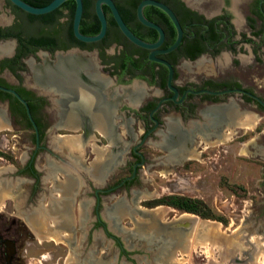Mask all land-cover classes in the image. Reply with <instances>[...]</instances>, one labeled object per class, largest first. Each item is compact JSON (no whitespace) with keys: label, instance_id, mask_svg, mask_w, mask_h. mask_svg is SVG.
Here are the masks:
<instances>
[{"label":"flooded vegetation","instance_id":"1","mask_svg":"<svg viewBox=\"0 0 264 264\" xmlns=\"http://www.w3.org/2000/svg\"><path fill=\"white\" fill-rule=\"evenodd\" d=\"M90 1L94 2V8L85 9L83 0L84 13L80 30L83 34L95 35L88 33H99L101 23L95 10L97 0ZM142 1L121 11L117 0H114L133 34L143 42L156 44L160 40V32L145 25L138 17L137 9ZM156 1L171 8L180 23L182 38L174 49L170 50L178 40L179 30L167 13L154 5H147L143 13L164 32L163 42L155 48L142 47L127 38L117 25L110 8L105 5L107 33L101 40L92 43L76 38L73 31L74 15L71 18L67 8H63L60 16L48 23L40 22L39 19L32 23L30 14L13 5L10 0H6L2 8L16 20L10 25L0 24V41L8 42L10 46L9 52L1 54L3 58L0 57V86L17 91L27 101L36 125L31 121L27 107L15 95L0 90V123L11 127L25 126L33 131L31 140L35 148L29 164L20 173L32 177L37 182L36 186L42 184L46 171L41 172L36 167L38 156L44 153L55 158L57 156L48 145L50 134L68 130L69 133L59 134L57 138L54 135V140L80 137L84 145L90 140H96L97 133L102 136L103 139L97 138V141L99 144L106 141V152L101 151L104 156L96 168L98 176L101 179L107 177L116 166L128 165L132 169L130 175L117 184L96 190L95 196V226L101 227L104 235L120 246V254L125 253L124 245L116 235L109 232L101 210L105 196L118 188L130 189L133 182L137 181L139 171L146 163L142 147L152 140L163 142L167 150H171L179 135H183L181 141L185 148L190 149L192 143L200 139L203 129L207 133L208 142L227 141L230 138L226 139L221 134L228 133V127L234 128L233 136L238 129L236 126L241 124L247 127V124L255 123L252 129L256 130L259 111L264 110V103L257 100L258 97L264 102L261 91L247 83L249 80H259V64L264 63V0H211V8L204 6V0ZM25 20H29L37 32H26L28 25ZM32 37L37 41L30 43ZM153 51H158L156 59L150 57ZM79 60V67L72 70L69 78L71 83L74 81L79 84L92 96L93 100H90L91 104L87 107L79 102L72 103L75 99L73 92L58 80L61 76L58 70L67 65L70 67ZM55 66L56 72L47 69ZM170 66L173 69L171 85L178 92L177 98L169 86ZM249 68L257 70V73L250 72ZM184 69L189 70L191 75L187 76ZM7 73L14 80H8ZM50 73L54 79L49 77L38 82L39 77H46ZM95 75L102 77L105 84L98 81ZM55 76L59 77L55 79ZM197 111L202 112V117L207 120L205 125L198 124L195 117ZM229 112L234 113V116L231 117ZM238 113H249L256 121H243ZM71 114L74 118L72 122L68 119ZM100 116L104 117L107 132L96 124ZM123 122H126V127H121ZM138 122H141L143 128L138 143L122 155L120 152L125 151L124 145L136 137L134 125ZM174 126H177L178 132H174ZM121 128H127L128 138L121 132ZM172 154L170 151V156ZM131 157L134 158L133 163L129 160ZM180 159L175 161L171 157L169 162L177 165L181 163L177 162ZM47 166V172L54 173L56 169L51 162ZM63 192L66 195L69 193ZM55 203L51 209L59 204L61 206L63 202L60 200ZM62 209L58 207L61 223L68 224L65 219L71 220V208H67L68 216ZM172 223L166 224L171 228L167 229L168 233L177 235L181 227L175 228L179 223ZM192 223L182 225L191 228ZM115 224L114 220L113 225L117 227ZM167 255L162 261L167 262Z\"/></svg>","mask_w":264,"mask_h":264},{"label":"rangeland","instance_id":"2","mask_svg":"<svg viewBox=\"0 0 264 264\" xmlns=\"http://www.w3.org/2000/svg\"><path fill=\"white\" fill-rule=\"evenodd\" d=\"M204 1V6L211 8V0ZM5 3L6 0H0V24L10 25L16 18L2 10ZM25 23L28 25L26 32H37L29 20ZM263 69L264 63L259 64V80L247 83L264 96ZM183 72L191 75L187 69ZM6 78L14 80L8 73ZM195 117L200 126L206 124L202 112L197 111ZM238 117L243 121H256L249 113H238ZM247 125L236 126L234 136V128L228 127V133L221 135L230 140L220 143L208 142L203 129L201 136L207 141L199 135L198 142L192 143L187 150L190 154L177 161L181 162L177 165L169 162L170 151L163 143L149 140L142 147L146 163L137 181L130 189L118 188L105 196L101 210L109 232L123 243L124 254L119 253L120 246L105 236L101 227L95 226L96 190L117 184L132 171L128 165L116 166L107 177L98 176L96 168L102 163L98 151L106 152V141L99 144L97 138L103 137L97 133L96 140H90L87 145L81 141L82 152L76 154L67 141L80 137L55 141L54 135L57 138L70 131L50 134L48 145L57 156L48 153L38 156L36 167L46 173L42 184L36 186L32 177L20 173L29 164L35 148L31 140L33 131L25 126H0V264H91L95 261L97 264H264V110L259 111L256 130L252 129L255 123ZM134 126L136 137L124 145L122 155L138 143L143 131L141 122ZM121 127H126V122ZM121 132L129 137L127 128H121ZM129 160L134 162L133 157ZM48 162L55 167L54 173L47 172ZM64 176L69 182L72 178L71 185L65 189L60 185L62 188L58 189L60 186L55 179H64ZM62 189L74 192L71 233L62 230L68 224L61 223L58 211L52 214L54 203L64 201ZM118 206H123L120 213L116 211ZM61 209L68 216L66 207L62 205ZM197 218L218 225L209 227L208 231L194 227V236L175 253L167 255V262L162 259L168 253L161 249L166 240L147 242L139 237L140 230L146 227L149 231L155 226L163 229L160 222L183 224ZM114 220L117 227L112 224ZM216 232L222 236L217 238ZM224 237L236 240L231 239L227 244ZM239 246L241 248L235 250Z\"/></svg>","mask_w":264,"mask_h":264},{"label":"water","instance_id":"3","mask_svg":"<svg viewBox=\"0 0 264 264\" xmlns=\"http://www.w3.org/2000/svg\"><path fill=\"white\" fill-rule=\"evenodd\" d=\"M66 1L68 0H52L50 3H48L45 6H34L28 2H26L25 0H10V2L15 5L16 7L22 9L23 11L32 14V15H45L48 13H51L53 11H55L56 9H58L59 7H61ZM76 2V9H75V14H74V19H73V31L74 34L76 36V38L82 42H86V43H92V42H97L99 40H101L107 33V28H108V22H107V18L104 12V8L103 6H108L112 12V15L117 23V25L119 26V28L121 29V31L124 33V35L129 38L131 41H133L134 43L142 46V47H146V48H155L156 46H159L162 42H163V38H164V32L161 29V27H159L158 25L150 22L144 15L143 10L147 5H154L156 7H159L160 9H162L163 11H165L170 18L173 20L174 24L177 26L178 30H179V36H178V40L177 42L174 44V46L171 49H174L175 47L178 46V44L181 41L182 38V29L180 26V23L175 15V13L173 12V10L171 8H169L167 5H165L162 2L156 1V0H143L142 2H140V4L138 5V17L139 19L147 26L153 27L155 29H157L160 34V40L159 42H157L156 44H149L146 42L141 41L140 39H138L133 32L129 29V27L127 26L126 22L124 21L123 17L121 16V13L117 7V5L115 4L114 0H97L95 2V10H96V14L100 20L101 23V28L99 33L95 34V35H87V34H83L80 30V26H81V21H82V17H83V13H84V2L83 0H75ZM0 45H2L0 43ZM158 51H153L151 53V59H156L155 58V54ZM2 55H0L1 57ZM173 78V69L170 66V74H169V86L172 90L175 91V98H177L178 96V92L177 90L171 85V81ZM0 90L3 91H7L12 93L13 95H15L26 107H27V112L28 115L31 119V121L33 122V124L35 125V122L32 118V115L30 113V109L28 106V103L25 99H23L19 93L13 89H9L3 86H0ZM212 94H218V92L215 91H206ZM257 100L261 103L262 102L261 99H259L257 97ZM36 126V125H35ZM37 128V127H36ZM36 131L38 132V130L36 129ZM163 143V142H162ZM171 149V148H170ZM171 151V150H169ZM181 160V159H180ZM179 160V161H180ZM131 177H128L127 179H130ZM70 179V178H69ZM72 179H70V185H71ZM71 193V195L69 194H65L64 192L61 193L62 197L64 198L63 203L59 204V206H57L56 208H54V210L57 212H59L58 207H62V205L64 207H66V210H68L67 208H71V210L73 209L72 205V201L74 199L73 197V189H71L69 191ZM67 196V198H66ZM54 205H56V203H54ZM53 205V206H54ZM60 209V208H59ZM64 209V208H63ZM146 211V210H144ZM149 212V211H148ZM54 214V213H53ZM147 214V213H146ZM125 215V213L123 214ZM121 216V215H120ZM74 216L71 215V220H67L68 221V225L67 227L65 226L62 230L65 231L67 230L68 232L71 233V229L74 226V220H73ZM118 218V217H117ZM60 219V218H58ZM117 222V221H116ZM65 223V222H64ZM161 224L164 225L163 229H159L158 227H153V231H149V227H146L144 230H140V232H142L141 235H139V237L141 238V240L143 241H153L154 240H166V245H161V249H164L167 251L168 254L172 255L173 253H175V251H177V249H179L180 247H182L184 245V242L189 239L190 236H194L195 231L197 229H200V227L202 229H206V231L209 230V227H217L218 223L216 222H211L208 220H200L199 218L195 219L192 223V227L188 228L186 226H183L182 224H177L175 228L181 227V231L176 235V234H169V230L167 229H171L170 227H167V225L163 222H160ZM113 224V223H112ZM194 224V225H193ZM66 225V223H65ZM154 225V224H153ZM151 225V226H153ZM54 227V225H53ZM71 227V228H69ZM196 230H195V228ZM164 233V234H162ZM218 237H221V233L216 232ZM231 239H235V238H228L226 239L225 237L223 238L224 242H227V244H230L228 241H231ZM236 240V239H235ZM241 248V246L237 247L235 250H239ZM96 262V261H95ZM95 262H92L91 264H94Z\"/></svg>","mask_w":264,"mask_h":264},{"label":"bare ground","instance_id":"4","mask_svg":"<svg viewBox=\"0 0 264 264\" xmlns=\"http://www.w3.org/2000/svg\"><path fill=\"white\" fill-rule=\"evenodd\" d=\"M194 2H196V1H201V0H193ZM9 49H10V46H9V44H2V45H0V54H5V53H7V52H9ZM80 62H81V60H79V61H77V62H75L74 64H72L70 67H68V65L64 68L63 67V69H61V70H58V71H60V72H58L61 76L59 77V76H55V79H57L58 77L60 78V79H58V80H60L61 82H63L64 83V85H66V87H67V89H71V91L73 92V94H74V97L73 98H75L74 100H72V103H74V102H79V103H81L83 106H89L91 103H90V100L92 101L93 99H92V96L91 95H89V94H87L86 92H85V90L83 89V87H81L79 84H75L74 83V81L71 83V78H69V76H70V73L72 72V70H74V69H76L77 67H79V65H80ZM63 63V62H62ZM93 65V64H92ZM48 70H51V72H53L54 70V72H56L57 71V68H56V66L55 67H53V68H47ZM60 69V68H59ZM48 70H45V72L47 71L48 72ZM53 78L54 76H52V73H50L49 75H47L46 77H44L43 76V78L42 77H39V79H38V82L40 83V82H43V81H45V80H47L48 78ZM95 77H96V79L98 80V81H100V82H104V84H105V80H103V78L102 77H98V76H96L95 75ZM54 79V78H53ZM54 81V80H53ZM52 81V82H53ZM55 82V81H54ZM53 82V83H54ZM107 83V82H106ZM54 85V84H53ZM65 87V86H64ZM66 98V97H65ZM101 111V110H100ZM101 113H102V111H101ZM229 113H231L230 114V116L231 117H233L234 116V113H232V112H229ZM72 115L73 114H71L69 117H68V119L72 122V121H74V118L72 117ZM103 116V115H102ZM229 116V115H228ZM98 117V116H97ZM250 119V118H249ZM94 121H95V119H94ZM2 123V122H1ZM106 123V122H105ZM105 123H104V117H99V119L97 120L96 119V124H98V126H99V128H102V130H104V131H106V126H105ZM176 125V124H175ZM0 126H3L2 124H0ZM172 126H173V124H172ZM178 132V130H177V126H174V132ZM107 132V131H106ZM178 138V137H177ZM182 138H183V135H179V138L177 139V143L176 144H174V145H172V148H171V152L173 153L171 156H170V158L172 157L174 160H177V159H180V158H182L183 156H185V155H187V154H190V152L189 151H187L188 149L187 148H185V146H184V144L182 143ZM79 140H68L67 141V145H70V147H71V149L76 153V152H80V148H81V146H82V143H80V142H78ZM74 142H78V143H74ZM103 151V150H102ZM103 154H101V152L100 151H98V158L100 159V160H102V158H103ZM8 190V189H7ZM2 192V191H1ZM59 203H61V202H59ZM55 207V206H54ZM122 208H123V206H118V208L116 209V211H117V213H120L121 212V210H122ZM47 211V210H46ZM84 211L85 210H83L82 212L84 213ZM82 213V214H83ZM64 218V217H63ZM82 218V217H81ZM31 220V222H32V220L33 219H30ZM149 221V220H148ZM146 223V222H145ZM38 224V223H37ZM64 224V223H63ZM142 224V223H141ZM37 228V227H36ZM159 229H160V227H159ZM52 231V230H51ZM67 232V231H66ZM214 233V232H213ZM66 235V234H65ZM209 235V234H208ZM256 251V250H255ZM228 254V253H227ZM254 256V255H253ZM97 264V263H96Z\"/></svg>","mask_w":264,"mask_h":264},{"label":"trees","instance_id":"5","mask_svg":"<svg viewBox=\"0 0 264 264\" xmlns=\"http://www.w3.org/2000/svg\"><path fill=\"white\" fill-rule=\"evenodd\" d=\"M26 2L34 5V6H45L48 3H50L52 0H25ZM140 0H117L118 2V7L120 8L121 11H126L127 8L132 5L133 7L139 2ZM92 3L90 0H85V9H88L92 7ZM63 8L69 9L71 13V18L74 15L75 12V1L74 0H68L66 1L61 7L56 9L55 11L45 14V15H29L30 21L33 23L37 19H39L40 22H45L48 23L51 20H54V18H58L60 16V13L62 12ZM88 34H96L95 32L93 33H88ZM37 41L35 38H31L29 42Z\"/></svg>","mask_w":264,"mask_h":264},{"label":"crops","instance_id":"6","mask_svg":"<svg viewBox=\"0 0 264 264\" xmlns=\"http://www.w3.org/2000/svg\"><path fill=\"white\" fill-rule=\"evenodd\" d=\"M81 141H82V140L79 139L78 142L81 143ZM78 142H74V143L76 144V143H78ZM78 144H79V143H78ZM68 146H69V148L71 149L70 145H68ZM80 149H81V150H80V153H81V152H82V148H80ZM71 150H72V149H71ZM76 154H77V153H76ZM54 177H55V176H54ZM70 179H72V178H70ZM55 181L58 182V185H59V186L61 185V186H64V187H65V186H69V184H70L69 180H66V177H65V176H64V179H60V180H59V179H55ZM61 186L58 187V189L61 188ZM62 190H63V189H62ZM63 191H64V190H63ZM55 212H56V211L53 209V210H52V214L55 213ZM50 213H51V212H50ZM42 217L45 218L44 215H42ZM45 219H46V218H45Z\"/></svg>","mask_w":264,"mask_h":264}]
</instances>
